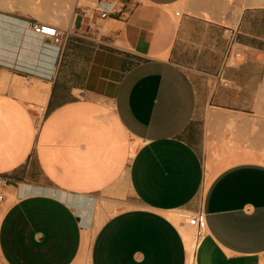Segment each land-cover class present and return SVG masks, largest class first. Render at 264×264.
<instances>
[{
	"label": "crops",
	"instance_id": "obj_1",
	"mask_svg": "<svg viewBox=\"0 0 264 264\" xmlns=\"http://www.w3.org/2000/svg\"><path fill=\"white\" fill-rule=\"evenodd\" d=\"M81 1L50 77L0 12V264H263L264 0Z\"/></svg>",
	"mask_w": 264,
	"mask_h": 264
},
{
	"label": "rangeland",
	"instance_id": "obj_2",
	"mask_svg": "<svg viewBox=\"0 0 264 264\" xmlns=\"http://www.w3.org/2000/svg\"><path fill=\"white\" fill-rule=\"evenodd\" d=\"M69 1L71 0H0V12H11L14 10V14H21L25 17L27 16L43 23L53 24L59 26L60 28L67 29L71 22L75 8L83 2L81 1L78 3V0H73L70 4ZM232 2L233 0L227 1V3ZM229 5L230 4H228V6ZM228 6L226 7L227 9L229 8ZM227 13V11H224L223 16L227 15ZM49 47L46 49L44 54H42L39 63L42 66H45V70L52 72L55 61L54 57L49 55V53H52V55L54 54L52 49H49ZM2 206L3 202H0V216L4 211ZM102 222L103 220L97 222L96 230L100 227ZM96 230L92 231L91 233L90 231L85 232L87 243L84 244L85 251L82 254L83 264H91V256L89 255L90 243L92 236L96 233ZM87 255H89V259H87Z\"/></svg>",
	"mask_w": 264,
	"mask_h": 264
},
{
	"label": "built area",
	"instance_id": "obj_3",
	"mask_svg": "<svg viewBox=\"0 0 264 264\" xmlns=\"http://www.w3.org/2000/svg\"><path fill=\"white\" fill-rule=\"evenodd\" d=\"M107 15H108L107 12L102 13L103 18L107 17ZM28 25H29V29L35 35L46 38L47 42L53 48L57 49V57H58L59 53L61 52L62 46L64 44V33L60 30V28L56 25L43 23L37 20H35L34 22H30ZM225 35L228 42V48L224 59L225 65H227L228 63L232 65H239L243 63L245 61V55L238 48V43H237L238 31L234 28L227 27L225 30ZM12 66L14 68L16 67L15 64ZM5 185H6V181L0 178V202H3L5 200V194H4ZM189 224L195 227L198 237H202L205 235L207 229L206 227L207 222H206V217L202 212L190 216Z\"/></svg>",
	"mask_w": 264,
	"mask_h": 264
},
{
	"label": "bare ground",
	"instance_id": "obj_4",
	"mask_svg": "<svg viewBox=\"0 0 264 264\" xmlns=\"http://www.w3.org/2000/svg\"><path fill=\"white\" fill-rule=\"evenodd\" d=\"M72 1L73 0H71V1H69L70 2V4L72 3ZM76 1V0H75ZM8 20V19H7ZM13 28V27H12ZM15 28V27H14ZM22 29V31H23V36H22V45H21V47L19 48V51H18V55H20V56H23L24 54H26L27 52H28V50H34V52H38L39 51V49L41 48V46H42V44H43V42H44V40H43V38H41V37H38V35L37 36H35L30 30H28L27 28H21ZM13 32H14V30H13ZM20 32V31H19ZM16 36V35H15ZM21 41V40H20ZM48 47L49 46H51L50 44H48L47 45ZM47 47V48H48ZM49 49H52V51L54 52V58H55V60H56V57H57V49L56 48H53L52 46L51 47H49ZM8 50V49H7ZM15 53V52H14ZM17 55V56H18ZM27 55V54H26ZM25 56V55H24ZM32 56V55H31ZM30 57V56H29ZM21 58V57H20ZM40 64V63H39ZM52 72H48L47 70H46V72H44V75H46V76H49L50 77V74H51ZM21 82V81H20ZM36 87V86H35ZM38 87V86H37ZM44 88H46V86L44 87L43 86V90H45ZM34 89V88H33ZM38 89H40V87L38 88ZM41 89H42V85H41ZM48 89V88H47ZM35 90V92H36V90L37 89H34ZM34 92V94H36ZM42 92V91H41ZM48 92V91H47ZM41 96L39 95V97L38 98H40ZM45 97H46V95L44 94V96H43V100L45 99ZM42 100V99H41ZM38 101V100H37ZM41 102V101H40ZM45 102V101H44ZM41 104V103H40ZM42 105H44V104H42ZM45 106V105H44ZM36 110H37V108H35ZM41 109V108H40ZM40 109H39V113L40 112H42V111H40ZM44 111V110H43ZM42 115V114H41ZM134 156V152L132 153V156L131 157H133ZM11 199V198H10ZM4 207V205L2 206V208ZM190 216H192V215H190ZM190 216H186L188 219H186V223L188 224V227L190 228V230L189 231H187L184 227H182V231H183V233H184V235H185V239H186V245H187V249H188V252H189V256H190V258H189V264L192 262V254H193V251H194V248L196 247L195 246V238H196V234H197V231H196V229H195V227H193V226H191L190 224H189V217ZM175 218V221H177V223L179 224V226H181L182 225V223L184 222L183 220H178V218H176V217H174ZM90 255V254H89ZM89 255H87V259H89ZM89 264V263H88Z\"/></svg>",
	"mask_w": 264,
	"mask_h": 264
}]
</instances>
